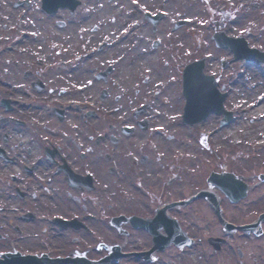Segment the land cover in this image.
Masks as SVG:
<instances>
[{
  "label": "flooded vegetation",
  "instance_id": "af4514ba",
  "mask_svg": "<svg viewBox=\"0 0 264 264\" xmlns=\"http://www.w3.org/2000/svg\"><path fill=\"white\" fill-rule=\"evenodd\" d=\"M102 1L78 0L69 12L75 16L83 6L85 15L76 22L87 32L85 45L72 53L51 52L70 60L28 47L0 75V264H17L32 254L96 261L112 254L114 245L118 249L108 264H192L181 262L191 254L213 264H264V221L258 234L252 224L257 213L249 208L256 197L255 180L250 183V173L243 175L224 161L221 167H198L180 188L173 183L180 172L170 163L173 172L165 176V184L174 188L169 193L187 191L189 196L212 186L216 202L197 196L202 225L173 214L179 228L166 232L173 236L170 243L156 247L153 95L159 90L150 81L151 69H137L141 75L122 84L136 75H121L127 49L105 51L110 50L109 33L96 39L91 33L100 19L85 20ZM77 54L82 58L71 59ZM216 80L222 84L219 76ZM119 90L134 99L137 92L141 100L122 108ZM222 166L245 184L235 201L207 180L210 171ZM165 184L159 192L167 190ZM115 194L128 210L114 211ZM114 229L122 236L119 240H114Z\"/></svg>",
  "mask_w": 264,
  "mask_h": 264
},
{
  "label": "rangeland",
  "instance_id": "374dc122",
  "mask_svg": "<svg viewBox=\"0 0 264 264\" xmlns=\"http://www.w3.org/2000/svg\"><path fill=\"white\" fill-rule=\"evenodd\" d=\"M39 1L21 0L22 3L15 5L16 0H0V75H4L2 70L8 68L6 66L12 65L20 54H23L18 53L22 47H26V49L32 47L45 51L49 57L55 59L57 53L51 52L54 49L50 46H57L55 48L72 53L78 51L79 46L81 49L85 45L84 36L87 32H83V26L76 22L85 15L81 11L83 6L79 13L71 16L63 7L58 8L55 12L47 13L40 8ZM109 1L96 4L98 10L95 15L85 19L88 22L96 20L95 17L101 20L97 23L98 29L91 33L96 39V35H100L102 32L110 34L124 32L123 38L128 32H134V36L138 38V46L133 49L128 43L121 45L118 41L119 43L116 44L110 43V50L105 49V51L113 54L119 52L120 47L127 49L125 52L127 59H122V63L128 65L131 63L132 56L140 59L144 54H147L146 50L156 49L157 74L153 75V81L157 80L156 85L159 86L156 87L159 91L153 95V103L156 104L157 126L156 193L163 188L165 176L171 171L173 172L169 168L171 162L172 168L180 172L179 178H173L175 187L180 188L192 178L190 170L207 165L206 163L220 166L221 162L225 161L232 164L236 168H234L235 171L240 169L243 175L254 172L253 175L249 176L250 179H247L250 183L255 180L256 189L255 200L250 203L249 208L255 209L257 214L264 212V181L259 179V174L264 173V141H258L259 136L253 137L251 140L247 138L248 130L255 127V121L251 120L249 116H242L241 120L246 124L241 129H235L234 133L226 134L227 128H231L235 123L237 125L241 115L239 107L231 102V97L235 94L238 95V90L242 87L245 88V94L250 98V101L264 93V64L261 62L256 64L244 58L227 56L226 48L215 45L211 37L212 32L222 29L227 34L242 35L249 46H259V44L252 43L251 40L247 39L248 34L244 29L254 23L249 26L252 31L250 33L257 38L256 41H260L262 44L259 48L264 49V0H154V2L152 0H137V3L135 0H115L112 5L107 4ZM89 7L87 5L85 9L88 10ZM143 8L151 11H162L156 26L154 25L155 29L144 16ZM107 9H110L111 14ZM105 10L108 11L106 16L102 12L105 13ZM187 10L190 11L187 12ZM18 13H25V20H21ZM102 16H105L104 19ZM134 16L136 19L131 18ZM242 16H246L247 19L242 20ZM216 20H219L217 27L214 25ZM8 21L12 25H9ZM176 21L183 23L174 27ZM79 27L81 28L79 29ZM80 30L82 32H79ZM61 33H65L66 36ZM32 36L36 37L33 38ZM179 36L183 38V43L180 45L175 42ZM52 40L58 41H55L56 45L50 44ZM155 40L156 46H153ZM17 42L18 45L15 46L14 43ZM200 52L205 56V70L219 76V80L225 85L227 95L223 102H225V106L227 105L226 108L233 111V118L231 119L233 122L220 125L222 115L215 112L209 113L204 119L193 125L183 122L181 119L185 103L182 94L181 70L187 63L197 59ZM223 59L227 60L225 66L221 64ZM3 61H6L7 64H4ZM246 65H250L256 74L262 77L259 83L254 80L243 79L242 71ZM145 67H149L150 72L153 73L151 64L140 65L137 69L140 72V69ZM140 75L136 74L129 77L122 84L128 85ZM118 93L123 102L122 108L125 109L141 100V95L137 92L133 94L137 96L135 99L122 93L121 90ZM241 104V106L246 105L243 101ZM252 118L256 119L257 116ZM167 134H170L171 137L167 138ZM232 136L234 139H231ZM165 185L167 190L163 191L164 195L168 194L169 196L164 197L163 193L156 194V208L163 201L166 203L174 198L188 196L187 191L180 195L177 193L176 195L169 194L173 191L171 189L174 186ZM121 198L120 195L115 194L113 196L114 202H117V205L113 207L114 211L128 210L125 208L126 206L122 205ZM197 200L198 198L190 200L180 209L173 210L171 208L172 214L185 215V219L189 218L188 220L191 219L202 225L204 219L202 220L198 216V214H202V208ZM179 220L182 221V219ZM207 223L210 222H204V224ZM113 237L114 240H119L122 236L114 229ZM193 257V254L187 255L181 262L213 264V262L201 258L193 259Z\"/></svg>",
  "mask_w": 264,
  "mask_h": 264
},
{
  "label": "water",
  "instance_id": "95a60500",
  "mask_svg": "<svg viewBox=\"0 0 264 264\" xmlns=\"http://www.w3.org/2000/svg\"><path fill=\"white\" fill-rule=\"evenodd\" d=\"M76 2V0H42V7L48 12L54 11L58 6H68L69 9L72 10L75 7ZM160 16L161 12L150 15L153 22L157 21ZM181 23L182 21H177L174 26H178ZM213 36L217 44L230 46L234 51L235 56L245 57L255 62L261 60L264 62V51L254 47H248L242 36L231 37L222 31L215 32ZM202 64V60L193 61L186 64L183 69L182 85L186 102L182 118L184 121L193 123L205 117L211 110H215L217 112L222 111L224 113V117L221 122L226 123L231 118V112L224 110L222 107L224 94L220 93L215 88V83L211 76L201 73ZM209 180L211 182L218 183L233 199L239 195V193L236 194L235 191L237 189V180L234 179L232 174L227 172L211 173ZM207 193L209 196L213 195L211 192ZM171 204H173V202ZM171 204H165L164 206L156 209V243H161L165 238L163 235L159 234V227H172L176 224V221L171 219L165 212L166 208ZM263 217L264 212L259 215L258 219ZM66 261L67 260L63 258L52 260L34 257L32 260L28 261V263L64 264ZM87 264L90 263L88 262Z\"/></svg>",
  "mask_w": 264,
  "mask_h": 264
},
{
  "label": "bare ground",
  "instance_id": "6f19581e",
  "mask_svg": "<svg viewBox=\"0 0 264 264\" xmlns=\"http://www.w3.org/2000/svg\"><path fill=\"white\" fill-rule=\"evenodd\" d=\"M114 1L115 0H110L107 4L112 5V3ZM103 3H106V0L103 1ZM107 10H109V13L111 14L110 9H107ZM107 10H105V13H104V11H102L105 16H106V13H108ZM188 11H190V10H187V12ZM18 15H20L21 20H25V18H26L25 13H18ZM224 15H226L225 12H224ZM105 16H102V19H104L103 17H105ZM131 18L136 19L135 16L131 17ZM241 19L246 20L247 17L242 16ZM8 24L12 25L11 23H9V21H8ZM251 24H254V23H251ZM249 26L244 28L245 32H247V34H248L247 39L251 40L252 43H256V44H259V46H262L260 41H256L257 38L253 37L252 33H250L252 31L250 30ZM24 30H26V29H24ZM25 32H27V30ZM61 34L63 36H66L65 33H61ZM55 41L58 42L57 40H55ZM55 41H53V40L50 41L51 42L50 44H55L56 43ZM116 42H117V40H116ZM119 42L121 45H126V43H128L130 46H133V49H136L138 46V44H137L138 38L134 36V32H128V34L126 36L124 35V38L122 36ZM175 42L180 45L183 43V38L179 36ZM14 45L17 46L18 42L14 43ZM146 52H147V54H144V56H142V58L137 59V58L133 57L132 63L123 66V68L121 70V75L128 76V77L132 76V74L137 73V67H139L140 65L144 66V65L151 64L153 66L154 71H153L152 75H149V78H150V81H153V77H154L153 75L157 74V71H156V69H157L156 65L157 64H156V54H155L156 49L146 50ZM230 53H231V50L226 47L227 56H231ZM140 71H150V68L145 67V68L140 69ZM242 77L245 80L257 81V83H259V81H261V78H262L256 74V72L252 69V67L250 65L245 66L244 70L242 71ZM257 87H259V85H257ZM160 89L162 90L161 87H160ZM242 101L246 104L245 106H241ZM231 102L234 105H237V106L240 105L242 108V111H241V115L239 116V120L237 121V125L235 123V125L232 126L231 128H227L226 134H232V133H234L235 129H241L246 124V122H242L241 117L242 116L243 117L249 116V117H251V120L255 121V127L248 130V137L247 138L249 140H251L253 137L259 136L258 141H264V119H263L264 118V116H263V114H264V93L258 95L255 98V100L250 101V98L248 96H246V94H245V88L242 87L240 90H238V95L235 94L231 97ZM254 116L255 117L257 116V118L253 119L252 117H254ZM200 126H202V125H200ZM203 130H204V128H203ZM231 139H234V137L232 136Z\"/></svg>",
  "mask_w": 264,
  "mask_h": 264
}]
</instances>
